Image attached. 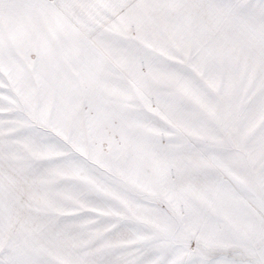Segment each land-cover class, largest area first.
<instances>
[{"label":"snow or ice","instance_id":"1","mask_svg":"<svg viewBox=\"0 0 264 264\" xmlns=\"http://www.w3.org/2000/svg\"><path fill=\"white\" fill-rule=\"evenodd\" d=\"M0 264H264V0H0Z\"/></svg>","mask_w":264,"mask_h":264}]
</instances>
